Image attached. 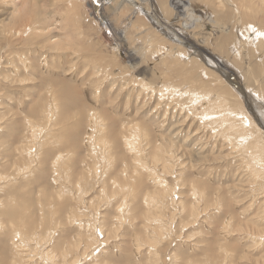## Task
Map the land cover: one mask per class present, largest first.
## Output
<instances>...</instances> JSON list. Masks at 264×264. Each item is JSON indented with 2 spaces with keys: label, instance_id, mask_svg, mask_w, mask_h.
<instances>
[{
  "label": "rangeland",
  "instance_id": "rangeland-1",
  "mask_svg": "<svg viewBox=\"0 0 264 264\" xmlns=\"http://www.w3.org/2000/svg\"><path fill=\"white\" fill-rule=\"evenodd\" d=\"M0 264H264V0H0Z\"/></svg>",
  "mask_w": 264,
  "mask_h": 264
},
{
  "label": "bare ground",
  "instance_id": "bare-ground-1",
  "mask_svg": "<svg viewBox=\"0 0 264 264\" xmlns=\"http://www.w3.org/2000/svg\"><path fill=\"white\" fill-rule=\"evenodd\" d=\"M118 50V49H117ZM245 96H248L249 97V95H246V94H244ZM232 226V225H231ZM235 226V225H234ZM237 227H239V226H237ZM242 227V226H241ZM241 227H239L240 229H241ZM231 228V227H230ZM237 228H236V226L234 227V230H236ZM245 230H248V229H245ZM156 231V230H155ZM233 231V230H232ZM237 231H238V229H237ZM230 232V231H229Z\"/></svg>",
  "mask_w": 264,
  "mask_h": 264
}]
</instances>
